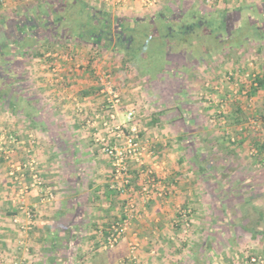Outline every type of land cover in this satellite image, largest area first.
<instances>
[{
	"label": "rangeland",
	"instance_id": "obj_1",
	"mask_svg": "<svg viewBox=\"0 0 264 264\" xmlns=\"http://www.w3.org/2000/svg\"><path fill=\"white\" fill-rule=\"evenodd\" d=\"M92 6L104 10L113 23L126 16L154 14H167L175 22L161 15L154 22H132V28L126 30L132 37L131 44L127 52L123 48L118 51L87 37L98 27L94 17L89 16ZM53 9L57 12L50 16L51 24L61 33L45 35L39 42L27 39L21 45L28 47V54L8 66V76L16 77L15 85L7 87L6 81H0V148L8 145L12 134L20 141L12 154L14 162L26 163L32 155L37 158L38 136L15 135L14 126H10L14 116L15 124L26 126L20 115L26 98L32 94L62 98L71 93V98H105L101 93L103 73L111 75L122 102L143 95L146 105L152 106L155 99L171 98L166 109L175 114L182 130L165 134L161 136L164 141L158 142L173 147L171 153L178 152L179 145H187L182 147L190 164L195 167L192 157L198 153L208 168L201 179L194 181L192 198L181 205L192 209L193 223L187 236L181 232L177 238L190 242L221 237L226 243L222 247L225 251L219 250L218 255L223 256L219 264H261L251 258L264 260V154L257 152L256 146L264 143V85L255 95L250 91L256 76H264V0H0V24L7 28L10 20L21 23ZM64 26L66 29H62ZM79 33L87 38L74 36ZM8 50L3 48L4 53H10ZM196 61L202 65L198 69L204 70L191 73ZM40 66H45L50 75L45 91L38 89L43 81L38 77L33 81L30 76V68ZM190 73L189 79L197 82L192 86L186 83ZM74 78L82 83L73 82ZM159 79L167 86L159 88ZM130 103L135 104L137 125L148 119L150 114L146 113L151 107L143 110L137 101ZM178 106L181 110H176ZM237 108L244 111L246 120L231 124L233 118L229 117L237 114ZM143 112L145 115L140 117ZM31 138L35 143H30ZM22 146V152H18ZM151 147L155 152L164 150L153 143ZM8 161L0 149V164H7L10 178ZM161 162L168 164L166 160ZM23 168L28 181L29 168ZM167 168L170 174L172 169ZM10 181L14 198L15 187ZM171 181L169 184H176L174 178ZM81 249L74 247L69 252L88 254ZM104 250L112 252L113 260L117 257L115 248Z\"/></svg>",
	"mask_w": 264,
	"mask_h": 264
},
{
	"label": "crops",
	"instance_id": "obj_2",
	"mask_svg": "<svg viewBox=\"0 0 264 264\" xmlns=\"http://www.w3.org/2000/svg\"><path fill=\"white\" fill-rule=\"evenodd\" d=\"M83 7L86 9L85 3ZM91 13L95 17L99 15L100 20L107 17L109 23L112 22L104 10L100 11L95 6L89 10V15ZM158 15L169 22H175L167 14ZM158 15H135L118 19H121L126 28L128 25L132 26V22H154ZM27 51L28 49L26 54ZM201 66L200 62L196 61L191 73L194 70H204L198 69ZM44 67L30 68L32 80L38 77V81H43L38 88L41 91H45L50 81V75L46 72L48 69ZM191 73L187 75L186 83L192 86L197 82L189 79V76L192 77ZM72 81H79V85L82 83L79 78ZM86 81L93 84L91 80L83 82ZM157 86L160 88L167 84L159 79ZM72 95L71 93L63 95L62 98H39L32 94L30 98H26L25 108L21 109L20 114L23 115L26 126L15 124L16 116L10 120L15 135H24L25 138L29 135L38 136L36 151L40 160L39 170L44 177L45 188L53 190L55 197L46 201L41 188L32 189L27 203L33 212V218L28 220L14 203L12 184L7 174L8 166L6 163L0 164V264H124L128 255L131 232L125 234L120 242L112 247L120 258L113 260L112 252L101 247L111 222L122 216L125 200L113 187L111 160L91 140L96 130L85 125L87 117L105 114V98H91L92 95L71 98ZM142 98L143 95L138 98H125L119 107L121 118L124 119L129 110L135 109V104H131V101H137L138 108H152L146 113L150 114L148 119L138 124L141 128L140 134L150 145L153 143L158 148L164 147L163 151L156 150L150 163L166 160L167 166L172 169L166 182L169 184L174 178L176 184L168 185L171 193L166 197L157 196L151 202L140 203L142 215L133 227L139 232L141 239L139 255L146 264L223 263V256L218 254L219 250L225 251L222 247H225L226 241L221 237L214 241L205 238L190 242H181L177 238L182 232L181 224L175 222L177 211L192 198L194 181L201 179L203 175L198 174L196 166H192L184 156L182 146L187 145H179L178 152L171 153L169 151L173 147L158 142L164 141L161 136L177 133L179 128L182 130V126L175 122V114H170L166 109V105L172 102L171 98L155 99L152 106L151 103L146 105L147 102ZM178 103L180 105L181 101ZM177 109L181 110V106ZM144 115L143 112L140 117ZM188 120L191 122L192 118L188 117ZM23 148L24 146L19 147L17 151ZM18 152L14 154L15 157ZM132 168L134 170L131 172L135 177L133 179L138 181L136 165L132 164ZM139 199L140 197L138 201ZM141 201L140 199L139 202ZM15 216H19L21 223H15ZM198 246L201 248L199 251ZM208 246L212 248V252L208 251ZM74 247L82 248L88 254L82 256L79 251L71 255L69 250ZM103 251L106 252L102 254Z\"/></svg>",
	"mask_w": 264,
	"mask_h": 264
},
{
	"label": "built area",
	"instance_id": "obj_3",
	"mask_svg": "<svg viewBox=\"0 0 264 264\" xmlns=\"http://www.w3.org/2000/svg\"><path fill=\"white\" fill-rule=\"evenodd\" d=\"M102 75L101 93L105 95L107 105L104 107L105 114L103 116L97 114L87 118V126L96 130L93 134V141L111 160L113 187L124 196L125 200L122 216L111 222L108 233L101 242V247L104 249L112 248L120 242L125 234L131 232V238L128 242L129 252L124 263L146 264L139 255L141 247L139 233L133 227L136 220L142 215L140 203L145 204L157 196L166 197L171 193L169 184L166 182L169 172L166 162L150 163L155 155V150L142 139L140 129L135 123L136 110H129L125 114V118H121L119 111L122 104L121 96L112 84L111 75L106 73ZM35 141L34 138L30 139L31 144ZM19 144L18 138L10 134L8 145L1 146L0 149L3 150L5 158L10 162L9 175L15 187L14 203L18 210L23 212L28 220H31L33 212L27 204L31 190L41 188L46 201L54 199L55 194L53 190L45 188V180L38 168V161L33 155L26 163L13 161L12 154ZM0 145H2L1 141ZM28 152H31L30 148ZM132 164L136 165L138 170L137 184H135L133 179L135 177L131 172L134 169ZM24 166L29 168L31 174L28 181L24 173ZM138 197L142 200L141 202H139L140 199L138 201ZM14 221L21 223L19 216H15ZM175 222L181 224L182 234L187 236L193 223L192 209L179 208ZM251 260L264 264V260L261 258L253 257Z\"/></svg>",
	"mask_w": 264,
	"mask_h": 264
},
{
	"label": "flooded vegetation",
	"instance_id": "obj_4",
	"mask_svg": "<svg viewBox=\"0 0 264 264\" xmlns=\"http://www.w3.org/2000/svg\"><path fill=\"white\" fill-rule=\"evenodd\" d=\"M55 12H57V10L54 9L49 13L48 11L39 12L38 14H35L37 16H32L29 19H25L21 23L17 22L16 19H13L8 21L7 28L0 24V81H6L7 87H13L15 85L14 82L16 83V77L8 76V66L14 65V61H19V59L21 60V58L25 56L26 50L28 49V47H24L21 44L26 42V40L29 38H34L36 42H39V40H41L45 35L52 36L53 34H59L60 30H58L56 27H53L51 24L52 19L50 16H53ZM91 15L94 17L95 24L98 27L96 32L93 34L88 33L89 36L87 37L93 42H99V44L103 45L104 47L111 46L118 51L120 49L122 51L123 48L124 52H127L126 48L130 46L132 37L127 33L126 30H129V28L132 27L128 25V28H125L121 22V19H117L115 23H109V19L107 17L104 18V20H100L99 15L96 17L92 13ZM55 20L58 21V19ZM65 27L66 26H64L62 29H66ZM74 36L82 39L87 38L83 36L82 33L76 34ZM5 47H8V51L10 53H4L3 48Z\"/></svg>",
	"mask_w": 264,
	"mask_h": 264
},
{
	"label": "trees",
	"instance_id": "obj_5",
	"mask_svg": "<svg viewBox=\"0 0 264 264\" xmlns=\"http://www.w3.org/2000/svg\"><path fill=\"white\" fill-rule=\"evenodd\" d=\"M263 85H264V76L257 75L255 78V85L253 84L251 86L250 94L255 95L257 93L258 89ZM236 112H237V114H235L229 118L230 119L233 118L232 121L230 122L231 124L237 125V124L242 123L244 120H246V117H245L246 114L240 108H237ZM181 140H183V139H181ZM256 146H257V152H261L264 154V143L263 142L256 143ZM192 158L194 159L193 162L195 163L198 174L204 175V173L207 171L208 168H206L205 163L203 162V160H201L200 154L196 153L193 155Z\"/></svg>",
	"mask_w": 264,
	"mask_h": 264
}]
</instances>
